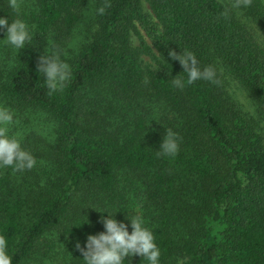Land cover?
Instances as JSON below:
<instances>
[{"label":"trees","instance_id":"1","mask_svg":"<svg viewBox=\"0 0 264 264\" xmlns=\"http://www.w3.org/2000/svg\"><path fill=\"white\" fill-rule=\"evenodd\" d=\"M18 2L19 13L0 0V18L23 20L33 39L18 51L0 29V107L36 165L0 167V235L12 264H85L76 244L104 232L108 214L129 234L128 217L141 215L159 264H264V0L241 9L233 0H109L103 15L105 0ZM170 50L191 51L218 82L174 87L187 73ZM53 53L72 74L48 95L37 65ZM168 128L179 152L158 156Z\"/></svg>","mask_w":264,"mask_h":264},{"label":"clouds","instance_id":"2","mask_svg":"<svg viewBox=\"0 0 264 264\" xmlns=\"http://www.w3.org/2000/svg\"><path fill=\"white\" fill-rule=\"evenodd\" d=\"M253 0H233L232 9H241L251 6ZM9 7L19 13L20 3L18 0H9ZM111 7L109 0L97 10L99 15L105 14L107 8ZM226 9L223 15L228 17ZM240 13H238L239 15ZM0 29H6L5 44L20 50L29 43L33 37L30 35L28 25L21 19L12 20L0 18ZM169 56L178 60L187 73V80L183 81L177 75L172 80L174 87L183 89L186 85H192L198 80L217 83L216 69L206 66L201 69L196 56L191 51L185 50L181 54L170 50ZM38 72L43 74L48 95L62 91L69 82L72 74L71 66L62 61L59 53L41 55L37 65ZM147 82V81H146ZM13 123V113L7 107H0V167H12L13 172L31 170L36 165L35 158L26 150L22 149L20 141L15 137H9V125ZM181 138L171 128L166 129L160 151L157 155L175 156L179 152ZM114 215L108 218L102 217L105 231L97 235H89L85 247L79 243L76 248L82 253L85 264H124L125 257L140 255L149 264H159L160 249L154 242V235L148 228L144 227L141 215L128 217L131 221L132 232L129 234L128 226L118 222ZM0 264H12V256L7 252V240L0 235ZM177 264H185L184 260H178Z\"/></svg>","mask_w":264,"mask_h":264},{"label":"rangeland","instance_id":"3","mask_svg":"<svg viewBox=\"0 0 264 264\" xmlns=\"http://www.w3.org/2000/svg\"><path fill=\"white\" fill-rule=\"evenodd\" d=\"M222 1H225V0H222ZM87 35H88L87 22H85L81 24L80 27L77 29V40L85 42ZM262 39L264 42V38ZM230 89L234 93L238 101L242 104L245 111L249 112L251 115L256 116L257 113H256L255 105L253 101L251 100V97L246 93V91L236 81L232 82V86L230 87ZM51 125H52L51 122L44 123L42 125L43 132H48L49 129H51ZM260 130L262 134L264 135V121L261 122Z\"/></svg>","mask_w":264,"mask_h":264}]
</instances>
